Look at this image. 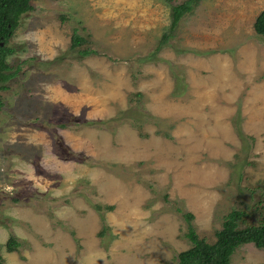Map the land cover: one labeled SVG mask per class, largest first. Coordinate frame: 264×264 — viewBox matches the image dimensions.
I'll list each match as a JSON object with an SVG mask.
<instances>
[{
	"label": "rangeland",
	"instance_id": "obj_1",
	"mask_svg": "<svg viewBox=\"0 0 264 264\" xmlns=\"http://www.w3.org/2000/svg\"><path fill=\"white\" fill-rule=\"evenodd\" d=\"M183 1L33 0L20 15L0 91L4 264H176L190 226L212 243L232 209L239 228L262 222L264 0H194L172 28ZM263 256L244 244L229 264Z\"/></svg>",
	"mask_w": 264,
	"mask_h": 264
},
{
	"label": "trees",
	"instance_id": "obj_2",
	"mask_svg": "<svg viewBox=\"0 0 264 264\" xmlns=\"http://www.w3.org/2000/svg\"><path fill=\"white\" fill-rule=\"evenodd\" d=\"M33 0H0V91L7 89L6 82L13 78L17 69L13 70L6 62V57L14 50L12 47L7 46L9 38L13 35L14 30L19 24V17L21 14L32 9ZM194 0H186L180 4L172 7V28L176 25L177 21L184 13L192 10V2ZM254 29L258 35L264 40V9L260 11L254 21ZM170 34L165 33L162 35L160 45H164ZM85 39L79 36L76 31L70 37V47L76 48L83 44ZM83 56L95 54L96 52L91 49H83L80 51ZM3 102L0 99V109ZM240 134V129L237 128ZM110 209L111 206H108ZM186 218L192 219L193 214L187 212L184 214ZM245 216L244 211L232 209L225 215L222 223V228L215 233V241L208 243L205 239H199L192 227L186 236L192 242V245L180 251L177 254L176 264H229L230 257L235 249L244 244H252L258 249L263 250L264 254V216L262 222L258 225H251L244 228H239L238 224ZM103 235L104 232H99ZM19 246V242L15 237L10 236L5 242V247L9 252L15 251ZM264 260V256H263ZM0 264H4L3 257L0 255Z\"/></svg>",
	"mask_w": 264,
	"mask_h": 264
},
{
	"label": "water",
	"instance_id": "obj_3",
	"mask_svg": "<svg viewBox=\"0 0 264 264\" xmlns=\"http://www.w3.org/2000/svg\"><path fill=\"white\" fill-rule=\"evenodd\" d=\"M0 44H1V45H3V43H2V42H1Z\"/></svg>",
	"mask_w": 264,
	"mask_h": 264
}]
</instances>
